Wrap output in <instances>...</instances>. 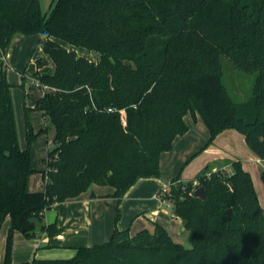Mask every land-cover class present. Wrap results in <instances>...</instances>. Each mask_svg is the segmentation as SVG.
<instances>
[{
    "label": "trees",
    "instance_id": "1",
    "mask_svg": "<svg viewBox=\"0 0 264 264\" xmlns=\"http://www.w3.org/2000/svg\"><path fill=\"white\" fill-rule=\"evenodd\" d=\"M16 33L39 35L55 64L53 73L35 75L52 87L36 108L53 125L56 146L55 160L44 158V190H31L37 169L31 147L19 144L12 84L2 70L0 231L8 216L11 224L0 264H264V207L252 175L233 159L211 162L196 176L206 199L176 188L177 180L164 193L189 230L190 247L153 222V231L134 236L116 226L109 240L79 246L72 257L13 260L15 231L36 239L63 229L44 220L54 204L94 185L122 199L140 179L159 177L162 153L189 130L188 114L204 120L208 143L236 128L264 159V0H52L47 11L42 0H0V54ZM222 56L255 73L246 99L235 100L226 86ZM28 134L32 143L30 124ZM223 164L228 172L213 169Z\"/></svg>",
    "mask_w": 264,
    "mask_h": 264
},
{
    "label": "rangeland",
    "instance_id": "2",
    "mask_svg": "<svg viewBox=\"0 0 264 264\" xmlns=\"http://www.w3.org/2000/svg\"><path fill=\"white\" fill-rule=\"evenodd\" d=\"M51 2L52 0H42L45 11L50 9ZM39 38L37 34L16 33L8 49L9 65L6 53V59H3V64L0 66V72L7 70V79L12 84L19 144L23 149L31 147L32 166L37 169L30 177L32 189L44 186L41 171L48 167L44 158L53 162L55 156H49L56 146L53 125L47 122L42 111L36 108L45 90L34 84V80L39 79L35 73L37 71L40 74L51 73L55 70L52 58L42 50V44L38 43ZM61 41L68 48H73L66 41ZM76 50L79 54L97 58L96 53L84 47ZM38 58L45 60L46 64L38 67L36 62ZM221 64L224 82L233 98L238 101L246 99L252 92L255 73L243 71L227 56H222ZM202 122V125H193L195 127L190 135L176 138L172 150L162 153L159 177L146 178L135 183L122 199L113 194H106L111 189L110 186L94 185V189L85 192L89 199L87 203H83L78 198L58 203L59 206L49 210L45 222L48 223L47 219L50 221L58 219L57 222L67 232L64 243L93 245L109 240L116 226L127 227L134 236L144 228L153 231V222L158 221L168 229L176 241L190 247L189 230L184 226L182 218L175 213L173 201L164 193L169 192V186L174 180H177L174 183L176 188H191L195 192L201 187V181L196 179V176L211 163L205 162L209 155H213L211 150H242L239 142L232 144L225 135L219 136L220 133L208 143L210 131L204 120ZM29 124L35 134L32 143L28 134ZM202 126L206 131H201ZM246 148L250 149L249 145ZM253 160L247 158L242 165L251 173L258 185L259 199L264 206V166H259ZM220 168L225 173L230 170L228 165L224 164L213 169ZM10 224L8 216L0 231V258L5 256ZM41 234L42 232L39 236ZM40 244L39 237L28 239L20 231H15L13 241V247H16L15 259L21 262L27 261L34 256L35 250L48 252L54 258L68 257L72 250L70 247L52 250Z\"/></svg>",
    "mask_w": 264,
    "mask_h": 264
},
{
    "label": "crops",
    "instance_id": "3",
    "mask_svg": "<svg viewBox=\"0 0 264 264\" xmlns=\"http://www.w3.org/2000/svg\"><path fill=\"white\" fill-rule=\"evenodd\" d=\"M9 57H10L9 56V52H7L8 65H9ZM53 72H51V73H53ZM185 119H186V121H187V123L189 125V130L183 136H180L181 138H183L185 135H188L189 133H191L193 131V129L195 127L193 125H198L199 126V125H202V123H203L202 122L203 119L200 117L199 114H196L195 117L192 114H188V115H186ZM200 129H201V131L205 130V129H203V126ZM221 135H225V138L228 139L229 142H232V144H235L236 141L239 142L240 145L242 146V150H211L213 152V155H209V157H207L205 159V162H208V161L209 162H214V161L221 162L224 159L241 160V162H246L247 158H250L251 160L254 159L253 161L255 163H257L259 166H264V159L259 157L251 148L250 149L246 148V147H248V144L246 143V138H245L244 134H242L241 132H239L236 129L228 128V129H225L224 131H222L219 134V136H221ZM180 137H178V138H180ZM252 178H253V176H252ZM144 179H146V178L140 179L139 181H142ZM253 181H254L256 190L258 192V195H259L258 185H256V182H255L254 178H253ZM44 188H45V181H44V186H42L40 188L32 189L31 185H30V189L33 190V191L44 190ZM91 189H94V188L92 187ZM113 191H114V189L111 187V189H109V191L106 194L107 195H112ZM78 199H80V201H83V203H87L89 201V199L86 196L85 192L83 194H81L78 197ZM59 205L60 204L56 203V204L53 205V207H57ZM48 212L49 211L46 212V217L45 218H47ZM47 221H48V223L53 222V221H50L48 219H47ZM55 221H58V219H55ZM154 222H158V221H154ZM183 223H184V221H183ZM57 224H58L59 227L63 228V226L60 225L58 222H57ZM118 227L120 229H126L127 228V227H122V226H118ZM86 228H88V227H86ZM66 234H67V232L65 230H63V229L60 230L56 235H54L52 237L47 236L46 233H42L41 236L38 235L39 239H41L40 246L45 247V246L51 245V247H47V249L49 248V249H52V250L58 249V248L67 249V247H70L72 250L69 253L70 255H68V257H72L76 253L77 247L90 245L89 243H85L84 245L83 244L82 245H69L68 243H64V240H66V238H67ZM15 252H16V247L14 246L13 247V260H14V262L22 263L21 261H18V260L15 259ZM34 256H38V257H41V258H54V257H51V255H49L48 252L42 253L41 251H37V250L34 251ZM4 257L0 258V262H2L4 260ZM33 257L31 259H28L27 261L32 260ZM68 257L64 256V257H58V258H68ZM24 262H26V261H24Z\"/></svg>",
    "mask_w": 264,
    "mask_h": 264
},
{
    "label": "built area",
    "instance_id": "4",
    "mask_svg": "<svg viewBox=\"0 0 264 264\" xmlns=\"http://www.w3.org/2000/svg\"><path fill=\"white\" fill-rule=\"evenodd\" d=\"M3 59H6V57H5V54H4V53H1V54H0V61H1V60L3 61ZM34 84H36V85L39 86V87H42L45 91L48 90V89H49V90L52 89V87H51L50 85L41 82L39 79H35V80H34ZM110 109H111V108H110Z\"/></svg>",
    "mask_w": 264,
    "mask_h": 264
},
{
    "label": "water",
    "instance_id": "5",
    "mask_svg": "<svg viewBox=\"0 0 264 264\" xmlns=\"http://www.w3.org/2000/svg\"><path fill=\"white\" fill-rule=\"evenodd\" d=\"M195 195L200 197V198H203V199H206L207 198V192L205 190V188L203 186L199 187L196 191H195ZM231 213V209H228V214ZM186 223V221H185Z\"/></svg>",
    "mask_w": 264,
    "mask_h": 264
}]
</instances>
